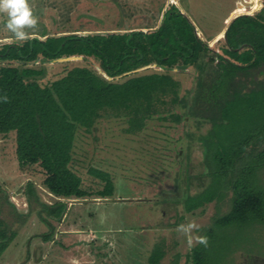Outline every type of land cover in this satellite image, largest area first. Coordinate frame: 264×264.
Wrapping results in <instances>:
<instances>
[{"label": "rangeland", "instance_id": "obj_1", "mask_svg": "<svg viewBox=\"0 0 264 264\" xmlns=\"http://www.w3.org/2000/svg\"><path fill=\"white\" fill-rule=\"evenodd\" d=\"M173 1L192 21L197 34L219 53L223 52L225 42L223 37H216L229 19L245 11L257 14L264 6V0H259L253 11L249 5L237 7L241 0H28L33 14L38 17V29L29 39H37L31 44L26 43L28 39L16 44L22 54L33 51L36 55L34 60L25 63V74L39 73L42 69L45 74L26 82L13 68L6 69L1 82L7 93L10 92L12 107L29 105V110L32 100L41 101L46 96L47 87L56 92L68 90V80L69 83H84L86 99L91 95L95 107L104 103L120 107L133 90L144 93L155 84L150 77L152 72H168L179 81L180 95L189 96L198 76L193 65L181 69L179 64H174L166 69L152 61L113 75L101 65L105 59L100 63L83 54L90 52L85 42L62 43L61 34L70 30L124 32L140 27L148 32L161 22L162 14L158 16L157 13L159 4L164 11L174 4ZM6 21V14L0 13L2 47L13 38L5 27ZM147 25L152 26L145 27ZM120 44L112 40L107 54L112 56L121 48ZM16 55V50L11 48L9 57ZM117 56H113V60ZM20 60L19 57L0 60V67L20 66ZM87 68L94 69L110 82L106 84L90 78ZM257 72V69L250 71L246 80L254 79ZM141 74L146 77L138 83L135 79ZM21 88L23 92L19 94ZM79 96L75 104L84 105L80 101L81 93ZM244 101L248 106V100ZM103 112L90 129L77 128L68 163L80 176L86 197L60 198L50 193L43 184L44 172L39 165H19L15 131L0 133V228L6 235L0 264H148L154 248L153 264H191L189 253L198 243L189 248L186 238L176 231L177 226L194 221L201 226L194 235L202 236L205 228L228 211L233 196L231 189L226 190L222 198H214L212 193L234 181L238 168L223 178L212 175L209 181L202 148L208 122L198 123L191 117L174 122L167 112L148 118L143 128L131 132L127 117L113 111ZM173 112L182 113L183 108ZM243 116V126L230 137L232 142L215 166L243 164L256 157L257 150L264 147V132L260 129L263 122H258L261 113L247 108ZM224 126L217 128L215 135L210 137L209 144L216 151L223 149L217 145V139L222 138ZM251 136L256 141L246 144ZM34 143L42 147L41 139ZM254 175L264 185V166ZM104 176H108L114 186L107 198L99 195L101 191L106 192ZM208 182L210 187L202 195L187 199L188 194L195 196ZM39 200L49 204L63 200L72 209L61 219V224L47 215ZM44 218L53 224V229ZM48 232L52 233L51 241L41 237ZM70 234L73 236H63ZM60 235L66 245L61 244ZM233 238L237 241L234 245L247 247L249 256H264V233L243 232ZM56 245L61 246L57 250L63 254L62 259L45 258L53 247L50 251L56 253ZM220 264H229V259L222 258Z\"/></svg>", "mask_w": 264, "mask_h": 264}, {"label": "trees", "instance_id": "obj_2", "mask_svg": "<svg viewBox=\"0 0 264 264\" xmlns=\"http://www.w3.org/2000/svg\"><path fill=\"white\" fill-rule=\"evenodd\" d=\"M162 8L160 3L157 8L158 16L162 14L160 24L148 32L140 27L137 30L131 28L124 31L125 33L121 31L80 33L78 30H70L61 34L62 43L85 42L90 52L83 54L96 58L100 63L102 58L105 59L101 65L107 73L113 75L133 70L152 61L158 66H166V69L174 64H179L181 69L193 65L198 71V76L189 96L180 95L179 81L168 72H152L150 77L155 84L144 93L133 90L125 99L124 106L120 107L113 103L95 107L91 95L86 99L84 83H69V80L66 82L68 90L65 91L56 92L52 88L49 89L50 86L47 87L44 92L46 96H43L41 101L32 100L29 110H27L29 105L12 107L10 92L7 93L6 86L1 80L5 70L11 67L10 70L14 69L26 82L42 77L45 70L26 75L25 63L34 60L35 52L30 51L24 55L16 43H5L4 47L0 46V60L19 57L22 64L0 67V133L15 131V151L19 165L22 167L39 165L44 172L43 184L50 193L57 197L80 198L86 197L87 192L80 185V176L68 166L72 158L76 131L78 127L90 129L103 111H113L127 117L131 132L143 128L148 118L167 112L174 122H180L184 117H191L198 123L208 122L209 128L204 135V143L202 142L206 176L209 177V181L212 180V175L223 178L228 176L229 172L236 171V168L238 176L228 185L213 191L214 198H222L223 193L231 189L233 196L230 207L210 227L205 228L202 236L207 237V246L198 243L189 253V259L191 264H220L222 258L229 259V264H264V256H249L247 247L234 245L237 241L233 238L243 232L258 235L264 233V185L254 175V172L264 166L262 155L264 147L257 150L256 157L243 164L215 166L223 157L222 153L226 151V147L232 142L230 137L243 126L245 121L243 113L247 108L251 112L261 113L258 122H263V126L259 127L264 132V82L246 80L250 71L264 63V16L244 14L231 21L225 32L228 48H223L224 53L229 56L227 58L214 52L196 34L194 24L177 5L170 4L164 11ZM150 26L152 25L145 27ZM34 39L37 38L32 37L26 43L31 44ZM112 40L114 43L121 42V48L110 56L107 49ZM39 44L43 45L40 42ZM241 47L242 50H238ZM11 48L17 52L12 58L9 57ZM115 55L118 56L114 61L112 57ZM216 57L218 62H215ZM87 70L90 78H97L106 84L110 82L94 69ZM260 74L264 75V72ZM145 77V74L138 75L135 81L141 83V79L144 80ZM20 90L19 94L23 92L22 88ZM80 93L83 97L80 101L84 105H76L74 102L75 98L80 97ZM5 96L8 98L7 102L3 100ZM245 99L249 102L248 106ZM54 103L57 106H54ZM179 107L183 108L182 113L173 112ZM221 126H224L225 132L221 139H217V145L223 147L222 152L216 151L209 144L210 137L215 135V130ZM39 139L42 140V147L38 148L34 141ZM251 141H256V138L251 136L245 143L249 144ZM103 180L106 182V192L101 191L99 195L112 194L114 188L112 181L108 176H104ZM208 185L209 182L195 193V196L188 194L187 199L202 195L210 187ZM204 200L207 201L208 197ZM39 201L49 217L57 221L62 219L67 209L65 201L58 200L52 204ZM44 221L53 229V224L47 218H44ZM3 230L0 228V255L5 246L3 242L6 240ZM51 236L52 233L48 232L41 237L48 241L52 239ZM154 252L155 248L148 257L149 264H153L151 258Z\"/></svg>", "mask_w": 264, "mask_h": 264}, {"label": "clouds", "instance_id": "obj_3", "mask_svg": "<svg viewBox=\"0 0 264 264\" xmlns=\"http://www.w3.org/2000/svg\"><path fill=\"white\" fill-rule=\"evenodd\" d=\"M0 13L7 16L5 27L13 37L9 39V43L24 42L38 29V17L33 14L28 0H0ZM3 100L7 102V96L3 97ZM200 228L199 224L191 221L178 225L176 231L186 238L189 248L195 243L207 246L206 236L194 235L200 231Z\"/></svg>", "mask_w": 264, "mask_h": 264}, {"label": "flooded vegetation", "instance_id": "obj_4", "mask_svg": "<svg viewBox=\"0 0 264 264\" xmlns=\"http://www.w3.org/2000/svg\"><path fill=\"white\" fill-rule=\"evenodd\" d=\"M243 5H249L250 6V8L252 7V11L257 7V5H259V0H241L240 1V3H239V6H237V7H240V6H243ZM236 7V8H237ZM247 7V6H246ZM167 9V8H166ZM242 13H244V12H242ZM242 13H237V14H235V15H233L230 19H233V18H236V17H238V16H241V15H244V14H242ZM246 13V12H245ZM237 15V16H236ZM245 15H250V16H258V15H263L264 16V6L261 8V10L257 13V14H253V13H247V14H245ZM229 19V20H230ZM263 20H264V18H263ZM264 22V21H263ZM228 23H230V21L229 22H227L226 23V26H225V28L221 31L222 33V37H223V39H224V42H225V45H224V47L223 48H228V46H227V43H226V36H225V34L223 35V32H224V30L226 29V27L229 25ZM159 25V24H158ZM195 32H196V34H197V31L195 30ZM220 34V35H221ZM198 35V34H197ZM220 35H218V36H220ZM199 36V35H198ZM200 37V36H199ZM221 37V38H222ZM201 38V37H200ZM202 39V38H201ZM220 39V38H219ZM203 40V39H202ZM205 41V40H204ZM206 42V41H205ZM207 44H208V42H206ZM208 46L212 49V50H214L209 44H208ZM223 48H222V53H219V52H217L216 50H214V52H216V53H218V54H221V55H223V56H225V57H227V58H229V56L227 55V54H225L224 53V50H223ZM238 50H242V47L241 48H239ZM219 60L217 59V57L215 58V62H218ZM257 69V73H256V75H255V78L254 79H249V82H255V81H257L258 80V82H264V75H261L260 73H262V72H264V63H262V65H261V67H259V68H256ZM256 69H253V70H256ZM197 71V70H196ZM198 72V71H197ZM198 74V73H197ZM260 75V77H258Z\"/></svg>", "mask_w": 264, "mask_h": 264}, {"label": "crops", "instance_id": "obj_5", "mask_svg": "<svg viewBox=\"0 0 264 264\" xmlns=\"http://www.w3.org/2000/svg\"><path fill=\"white\" fill-rule=\"evenodd\" d=\"M231 20V19H230ZM229 20V21H230ZM228 21V22H229ZM103 197V196H102ZM61 198V197H60ZM103 198H107V196H104ZM72 208H70V206H68L67 205V209H66V212H65V214L64 215H66L67 216V214H68V211H70ZM64 215H63V217H64ZM63 217H62V220H63ZM61 220H59V222H60ZM68 222H71L72 224H74V221H70V220H68ZM61 223V222H60ZM62 223H63V221H62ZM61 223V224H62ZM66 224H67V220H66ZM71 225V224H70ZM59 231V230H58ZM63 236H73L72 234H70V235H63ZM60 237H61V235H60ZM61 239V244L62 245H66L65 243H63L64 242V240L62 239V237L60 238ZM79 240V239H78ZM82 240V239H81ZM49 241H51V239L49 240ZM54 240H52V242H53ZM80 241V240H79ZM81 242V241H80ZM56 247H58V248H56V250L57 249H60L61 248V246L59 247L58 245H56ZM54 248L55 247H53L52 249H50V250H54ZM63 249V248H62ZM50 250H48L47 251V253L45 254V258H51V257H53V258H55V257H58V260L59 259H62V255H61V253H60V251L58 252V250L56 251V253H52ZM61 255V256H60ZM149 264V263H148Z\"/></svg>", "mask_w": 264, "mask_h": 264}, {"label": "water", "instance_id": "obj_6", "mask_svg": "<svg viewBox=\"0 0 264 264\" xmlns=\"http://www.w3.org/2000/svg\"><path fill=\"white\" fill-rule=\"evenodd\" d=\"M173 2H174V1H173ZM171 4H172V3H171ZM174 4H175V2H174ZM242 14H247V13H242ZM236 16H237V15H236ZM233 19H234V18H233ZM233 19L230 20V23H231V21H232ZM230 23H228V24H230ZM228 26H229V25H228ZM228 26H227V27H228ZM227 27H226V29H227ZM226 29L224 30L223 35L225 34Z\"/></svg>", "mask_w": 264, "mask_h": 264}, {"label": "bare ground", "instance_id": "obj_7", "mask_svg": "<svg viewBox=\"0 0 264 264\" xmlns=\"http://www.w3.org/2000/svg\"><path fill=\"white\" fill-rule=\"evenodd\" d=\"M246 12V11H245ZM242 13V12H241ZM222 37V34L220 35V36H218V37H216L217 39H219V38H221Z\"/></svg>", "mask_w": 264, "mask_h": 264}]
</instances>
